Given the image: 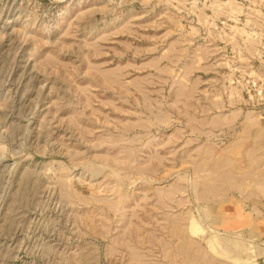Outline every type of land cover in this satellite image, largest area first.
<instances>
[{"label":"rangeland","instance_id":"rangeland-1","mask_svg":"<svg viewBox=\"0 0 264 264\" xmlns=\"http://www.w3.org/2000/svg\"><path fill=\"white\" fill-rule=\"evenodd\" d=\"M0 264H264V0H0Z\"/></svg>","mask_w":264,"mask_h":264},{"label":"bare ground","instance_id":"bare-ground-1","mask_svg":"<svg viewBox=\"0 0 264 264\" xmlns=\"http://www.w3.org/2000/svg\"><path fill=\"white\" fill-rule=\"evenodd\" d=\"M247 192V191H246ZM235 206V205H234ZM233 206V207H234ZM229 208V210L228 209H224V208H219V209H221V210H216L215 212L217 213V215L220 217V219H221V223L222 224H224V226H226V225H228V224H235V222L236 221H238V219L240 218V220L241 219H244V217L247 219V217L246 216H243L242 214L241 215H239V213H238V210H236V208L234 209V208ZM227 210H228V212H227ZM229 211L231 212V213H233V214H237V215H235L234 216V219H230L229 218V214L227 215V213H229ZM228 219H230V220H228ZM239 222V221H238ZM192 231H196V227L194 226V225H192ZM201 232V231H200ZM238 232V231H237ZM212 241V240H211ZM210 244V243H209ZM211 244H212V246L213 245H215V243H214V240H213V242H211ZM211 244L209 245V246H211Z\"/></svg>","mask_w":264,"mask_h":264},{"label":"crops","instance_id":"crops-1","mask_svg":"<svg viewBox=\"0 0 264 264\" xmlns=\"http://www.w3.org/2000/svg\"><path fill=\"white\" fill-rule=\"evenodd\" d=\"M234 206V204L229 200V201H226V202H224V203H221L218 207H217V210L219 209V208H224V209H228L229 210V208H232ZM234 209L236 208V210H238L239 208L238 207H233ZM219 210H221V209H219ZM228 210H227V212H228ZM229 214V218L230 219H234V216L235 215H237L236 213L235 214H233V213H231L230 211H229V213H227V215ZM239 215H241L240 214V212H239ZM243 215V214H242ZM244 216V215H243ZM247 216V215H246ZM247 218H249L248 216H247ZM230 219H228V220H230ZM243 222H245V221H243ZM258 226V225H257ZM228 227V226H227ZM230 228H232V227H230L229 226V228H227V229H230Z\"/></svg>","mask_w":264,"mask_h":264}]
</instances>
